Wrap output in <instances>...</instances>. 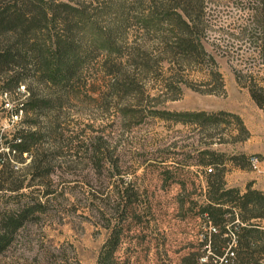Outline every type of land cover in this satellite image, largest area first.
Segmentation results:
<instances>
[{
    "label": "rangeland",
    "instance_id": "1",
    "mask_svg": "<svg viewBox=\"0 0 264 264\" xmlns=\"http://www.w3.org/2000/svg\"><path fill=\"white\" fill-rule=\"evenodd\" d=\"M70 1L85 7L94 24L67 31L60 9L49 27L61 61L68 57L63 41L69 34L72 39L77 63L68 78L50 80L41 64L17 69L26 89L9 88L8 101L23 102L26 90L34 96L26 119L17 123L9 121L0 87V160L12 135L27 128L40 139L34 152L55 156L48 177L31 182L33 194L0 193L1 212L19 201L30 205L38 190L53 192L42 198L44 210L29 216L0 251V264H96L112 230L120 237L116 264H178L190 244L198 248L208 233L200 216L206 174L220 171L227 187L264 177L247 161L258 155L264 168V112L245 87L262 84L261 43L242 31L252 15L246 6L256 0H206L203 42L214 65L187 69L150 50L155 36L138 22L144 0ZM101 32L111 36V47ZM211 70L222 82L209 80ZM220 112L238 116L245 132ZM198 113L213 118L190 117ZM205 150L221 154L216 162L223 165L212 164ZM238 155L245 157L241 172L228 162Z\"/></svg>",
    "mask_w": 264,
    "mask_h": 264
},
{
    "label": "trees",
    "instance_id": "2",
    "mask_svg": "<svg viewBox=\"0 0 264 264\" xmlns=\"http://www.w3.org/2000/svg\"><path fill=\"white\" fill-rule=\"evenodd\" d=\"M144 3L146 6L140 13L138 22L146 30L147 35L155 36V39L150 40L153 41V45H150L151 51H157L160 57L168 58L169 63L173 65L176 63L182 69L199 64L214 65L203 42L208 27V22L204 18L207 9L206 0H144ZM246 7L251 10L252 15L242 31L245 35L252 34L251 37L260 40V58L264 65V0L248 3ZM60 9L66 14L62 23L67 31L73 25L94 24L91 18L86 16L85 7L70 0H0V81L2 83L0 87L4 94L9 93V88L26 89L17 69L23 70L31 63L43 65L47 69V74L53 78L50 80L56 79L58 75L61 80L66 79L72 72L77 61L70 34L63 41L65 51L63 55H68L65 61H61L59 56L62 52L60 47L59 52L56 47L52 50L53 44L49 36V27L56 20L55 17ZM251 24H254L253 28ZM101 33L105 35L108 48L111 47V36ZM146 41L150 42L149 38H146ZM175 57L176 62H174ZM174 75H177L176 71ZM208 76L209 80L211 78L215 82H222L218 72L211 70ZM241 78L237 75L238 81ZM217 86L223 88L221 83ZM245 87L257 107L264 112V77L261 85L249 82ZM212 92L208 90L204 93ZM26 94L28 98L26 97L22 102L25 119L28 115L27 105L34 99L29 90H26ZM220 115L234 118L239 129L245 132L238 116L226 112H220ZM192 116L213 118V115L205 113L190 117ZM46 135V132H43L41 140H46ZM38 140L40 139L37 133L31 128L12 135L11 143L6 147L8 152L1 155L0 193H21L17 198H25L26 194L21 191L27 189L31 190L29 194H33L34 185L31 182L36 177L41 179L48 177L47 166L51 165L55 156L48 154L44 149L41 151L36 148L34 152L33 146ZM25 153L29 162L19 168L18 164L25 162L23 158ZM204 153L211 158L212 164L223 165L221 162H216V158L222 157L221 154L210 150H205ZM244 159V155L229 156L228 162L234 167L241 168V160ZM12 161L15 162V166ZM28 176L30 179L26 182ZM206 186V204L201 208L200 216L206 219L208 233L198 243V248L195 249L194 245L190 244V250L181 256L178 264H201L202 256H206V262L203 264H212V262L259 264V261L264 259V230L259 224L251 223L250 219L264 217V193L251 190L249 185L247 191L240 194L238 188L226 186L218 170L217 173L206 174ZM38 191L40 195L32 199L30 205L19 201L17 208L4 209L0 212V251L9 245L12 236L29 216L44 210L45 202L42 198L46 201L53 192L48 189ZM210 226L215 228L214 232L209 230ZM230 233L234 235L232 245ZM119 243V235L112 230L96 264H116L114 254ZM202 246L205 247L204 250Z\"/></svg>",
    "mask_w": 264,
    "mask_h": 264
},
{
    "label": "built area",
    "instance_id": "3",
    "mask_svg": "<svg viewBox=\"0 0 264 264\" xmlns=\"http://www.w3.org/2000/svg\"><path fill=\"white\" fill-rule=\"evenodd\" d=\"M23 89V87H21ZM23 104L22 101L18 103H10L7 99V94H4V100H3V108L6 110L10 111V116H9V121L11 123H17L18 121L21 120L22 115H23V110H22ZM248 163L251 169L257 173H264V168L262 167V160L258 155H250L248 157ZM207 171H211V169H208ZM209 230L214 232L215 228L209 227ZM232 237V244H234V235L230 233ZM230 245V247H231Z\"/></svg>",
    "mask_w": 264,
    "mask_h": 264
},
{
    "label": "crops",
    "instance_id": "4",
    "mask_svg": "<svg viewBox=\"0 0 264 264\" xmlns=\"http://www.w3.org/2000/svg\"><path fill=\"white\" fill-rule=\"evenodd\" d=\"M234 168L238 169V172H241L238 167H234ZM249 185H250L249 188L251 190L264 193V177L261 176L259 177L253 175V177H249L245 182L238 184L232 183V181L228 182V186L238 188L240 194H244L247 191ZM250 222L259 224L261 226V229L264 230V217L261 219L252 218L250 219ZM259 264H264V259L260 260Z\"/></svg>",
    "mask_w": 264,
    "mask_h": 264
}]
</instances>
